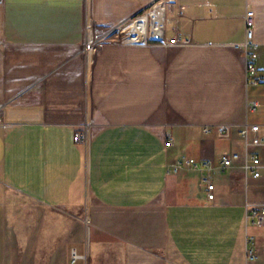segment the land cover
I'll return each mask as SVG.
<instances>
[{
    "label": "crops",
    "instance_id": "1",
    "mask_svg": "<svg viewBox=\"0 0 264 264\" xmlns=\"http://www.w3.org/2000/svg\"><path fill=\"white\" fill-rule=\"evenodd\" d=\"M156 1L0 0V264H246L247 235L264 264V167L218 170L264 123L236 46L247 14L264 77V0H176L141 38ZM186 158L211 161L213 199Z\"/></svg>",
    "mask_w": 264,
    "mask_h": 264
},
{
    "label": "built area",
    "instance_id": "2",
    "mask_svg": "<svg viewBox=\"0 0 264 264\" xmlns=\"http://www.w3.org/2000/svg\"><path fill=\"white\" fill-rule=\"evenodd\" d=\"M164 2L169 4H174L176 0H158L150 6L149 14L151 15V29H150V39L161 40L164 37V34L153 35V28L157 27L159 22L158 20L153 19V15L159 11L162 7L161 4ZM164 10V8H162ZM164 13V12H163ZM162 27H163V17H162ZM86 48L90 46L93 42L96 41L92 36L90 37V44L88 45V38ZM88 45V46H87ZM242 49L244 67L246 73V81L248 85H259L264 81V77L259 73L258 69V58L260 46L253 40V30H252V21L251 18L246 14L244 21V40L241 44L236 45ZM257 102L250 101L247 103V109L249 111H255L257 109ZM214 130L223 137H228L233 128L232 124L220 123L215 125ZM239 133L244 142V151L243 153L239 152H230L223 154L220 158V163L218 170L223 172L224 170L230 168L234 161L242 159L241 167L245 173L246 177L259 178L261 176L262 165L261 159L255 153H252L250 149L254 147L264 146V123H249L245 122L239 127ZM205 132L212 130V127L205 126L203 128ZM86 137V125L83 126V129L77 130L74 132V140L80 142ZM168 145L169 142H166ZM189 165L192 168L203 169L208 172L207 176L203 178V182L207 189L208 199H213L214 194L212 190L214 189V183L211 180L210 173L212 172V164L209 160L197 161L194 158L178 159L173 167V170L176 171L182 165ZM247 220L250 224L255 226L264 225V203L260 205H253L247 208ZM83 258V255H78L75 250H72V262H76L77 259ZM245 263L246 264H260L259 256L256 251V245L254 238L251 235L246 237V247H245ZM173 264V263H166Z\"/></svg>",
    "mask_w": 264,
    "mask_h": 264
},
{
    "label": "rangeland",
    "instance_id": "3",
    "mask_svg": "<svg viewBox=\"0 0 264 264\" xmlns=\"http://www.w3.org/2000/svg\"><path fill=\"white\" fill-rule=\"evenodd\" d=\"M168 5H169V3L164 2L163 4H161V6H159V7L164 8V10H163V12H164L163 13V32H164V24H165L164 18H165L166 11H168L167 10L168 9ZM149 10H150V7L144 11V15H147V17L149 19L148 20V24H147V32H146L147 34H146V36H140L141 38L145 37L146 39L150 38V29H151V15L149 14ZM136 39H138V38H136ZM93 43L91 45H93ZM251 89H252V87L250 88V90Z\"/></svg>",
    "mask_w": 264,
    "mask_h": 264
},
{
    "label": "bare ground",
    "instance_id": "4",
    "mask_svg": "<svg viewBox=\"0 0 264 264\" xmlns=\"http://www.w3.org/2000/svg\"><path fill=\"white\" fill-rule=\"evenodd\" d=\"M162 17H163V9L161 8V9H159V11L157 13H155L153 15V19L158 20V22H159L158 26L153 28V30H152V34L153 35H158L159 36V35H161L163 33ZM90 37H91V35H89V37H88L89 38L88 39V45L90 44Z\"/></svg>",
    "mask_w": 264,
    "mask_h": 264
}]
</instances>
